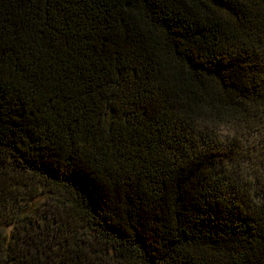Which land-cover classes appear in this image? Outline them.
<instances>
[{"label": "trees", "instance_id": "16d2710c", "mask_svg": "<svg viewBox=\"0 0 264 264\" xmlns=\"http://www.w3.org/2000/svg\"><path fill=\"white\" fill-rule=\"evenodd\" d=\"M0 264H264V0H0Z\"/></svg>", "mask_w": 264, "mask_h": 264}, {"label": "rangeland", "instance_id": "374dc122", "mask_svg": "<svg viewBox=\"0 0 264 264\" xmlns=\"http://www.w3.org/2000/svg\"><path fill=\"white\" fill-rule=\"evenodd\" d=\"M223 132H225V133H226V131H225V130H223Z\"/></svg>", "mask_w": 264, "mask_h": 264}]
</instances>
